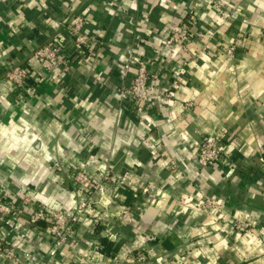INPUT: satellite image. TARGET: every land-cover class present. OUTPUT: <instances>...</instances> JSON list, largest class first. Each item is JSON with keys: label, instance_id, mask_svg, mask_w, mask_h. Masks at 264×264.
Here are the masks:
<instances>
[{"label": "crops", "instance_id": "crops-1", "mask_svg": "<svg viewBox=\"0 0 264 264\" xmlns=\"http://www.w3.org/2000/svg\"><path fill=\"white\" fill-rule=\"evenodd\" d=\"M225 10H236L235 18L225 20ZM79 11L100 42L66 53L67 69L36 60L32 51L49 41L71 50L67 25ZM180 25L191 29L186 52L166 46ZM231 42L234 58L216 56ZM130 46L155 77L145 108L117 94L131 82L120 70ZM7 64L28 67L33 93L17 99L1 80ZM204 134L223 142L231 164L197 161L194 144ZM90 151L91 170L127 175L128 187L118 196L109 187L99 223L82 219L54 264L130 263L126 255L141 252L142 264H264V0H0V179L16 196L70 211L76 193L66 157ZM148 181L158 185L154 192L135 189ZM121 205L142 210L134 223L113 218L108 227ZM235 219L252 225L238 232ZM48 226L0 221V237L45 261Z\"/></svg>", "mask_w": 264, "mask_h": 264}, {"label": "built area", "instance_id": "built-area-1", "mask_svg": "<svg viewBox=\"0 0 264 264\" xmlns=\"http://www.w3.org/2000/svg\"><path fill=\"white\" fill-rule=\"evenodd\" d=\"M23 1V0H20ZM213 4H219L222 0H207ZM225 20L235 18L236 10H225ZM88 15L82 11L75 13L67 25V31L71 34L73 44L71 50L65 47L63 44L57 41H49L43 45L36 47L32 51V56L39 61L56 62L65 69L69 67L66 53H82L86 47H90L93 44H97L100 40L89 34L86 29V21ZM191 35V29L187 26H177L173 28L167 36L166 46L170 49L178 48L182 51H188V39ZM238 46L236 42H231L227 46L216 47V56L222 54L228 57L234 58ZM3 73L1 80L4 83H11L14 85L16 92L19 96L17 99H23V95L33 93L36 85L30 82L31 74L28 67L24 65H9L3 67ZM120 70L123 77L132 76L129 84H122L117 89V94L121 102L132 100L138 106L145 108L151 99L149 93L150 78L153 76L149 72L148 61L142 58L133 46L128 47L125 50L124 59L121 62ZM154 77V76H153ZM155 78V77H154ZM26 94V95H25ZM193 101H187L185 104V110L193 105ZM141 115L142 112L140 111ZM150 137V136H149ZM145 140V139H144ZM152 145L156 144V139L150 137ZM155 143V144H154ZM151 145V146H152ZM194 157L197 161L207 167L215 163H228V159L225 157V145L215 135L204 134L194 144ZM154 159H161L158 153L153 155ZM72 158V159H71ZM93 153L84 158L80 155L66 157V163H69L71 170L68 176L73 181V191H75V206L72 210H50L43 203L33 200L28 196H16L14 191L11 190L0 179V221H12L16 224V227L20 224L23 217H27L32 224H38L41 222H48V235L52 240V247L49 250V255L45 261H32L30 254L27 252H20L15 247L7 244L0 237V258L9 264H54L59 253L65 249L70 243L71 238L74 236L76 225L82 219L88 217H94V223H99L103 209L106 210L110 201H103L104 196L108 193L109 187L118 192L123 187H128L127 175L116 176L112 169L103 168L99 171L91 170L88 166L92 164ZM172 165L174 160L169 161ZM168 163V164H169ZM231 164V163H228ZM182 173L180 171L175 173V177L181 178ZM158 188V185L153 181L142 183L140 188L136 190L142 191L144 194L152 193ZM187 193H182L179 197L181 202H185ZM148 201L154 203L155 201L149 197ZM210 198L206 199L205 204L216 205ZM217 204L216 206H218ZM99 210V215L96 214ZM102 210V211H100ZM142 209L134 205H121V207L110 214L109 222L106 223L108 227L113 218H118L125 224L134 223L137 219L139 211ZM233 225L236 231L245 232L251 227L250 220L235 219ZM112 238L111 235H107ZM149 239L153 240L154 237L150 236ZM129 255V254H128ZM131 260L130 263L146 260L144 253H139L128 257ZM141 262V263H142Z\"/></svg>", "mask_w": 264, "mask_h": 264}, {"label": "trees", "instance_id": "trees-1", "mask_svg": "<svg viewBox=\"0 0 264 264\" xmlns=\"http://www.w3.org/2000/svg\"><path fill=\"white\" fill-rule=\"evenodd\" d=\"M106 242V241H105ZM103 243L104 244V247H105V245H106V248H104V251L107 253V254H110V249H109V247L107 246V244L106 243Z\"/></svg>", "mask_w": 264, "mask_h": 264}, {"label": "water", "instance_id": "water-1", "mask_svg": "<svg viewBox=\"0 0 264 264\" xmlns=\"http://www.w3.org/2000/svg\"><path fill=\"white\" fill-rule=\"evenodd\" d=\"M120 264V263H117ZM122 264H142L141 262H137V263H122Z\"/></svg>", "mask_w": 264, "mask_h": 264}, {"label": "rangeland", "instance_id": "rangeland-1", "mask_svg": "<svg viewBox=\"0 0 264 264\" xmlns=\"http://www.w3.org/2000/svg\"><path fill=\"white\" fill-rule=\"evenodd\" d=\"M136 263V262H135Z\"/></svg>", "mask_w": 264, "mask_h": 264}]
</instances>
